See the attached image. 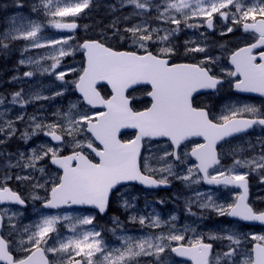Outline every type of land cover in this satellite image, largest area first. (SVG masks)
Segmentation results:
<instances>
[{"label":"snow or ice","instance_id":"snow-or-ice-1","mask_svg":"<svg viewBox=\"0 0 264 264\" xmlns=\"http://www.w3.org/2000/svg\"><path fill=\"white\" fill-rule=\"evenodd\" d=\"M45 6L50 5L52 0H44ZM132 4L136 9H145L148 0H124ZM90 0H68L64 6L59 4L50 9L53 17L59 20L52 22L57 29L75 30L78 24L75 18L89 7ZM167 9H174L184 13V24L188 28H198L200 25L188 24L191 17H205L208 29L213 28V16L218 14L223 20L231 19L232 24L242 26L244 32L252 34L253 42L247 43L232 51L228 57L232 68H220V75L213 71L212 65H216L220 57L205 55L197 63H171L172 56L176 49L171 45L169 37L175 36L179 31L181 20L173 16L165 17L163 14L158 19H167L178 27L172 30H164V35H159L161 29H150L140 24L125 29L128 33L127 39L133 45V50L119 51L106 46L100 40H86L78 47L85 52L87 66L81 70L78 79L72 81L75 89L81 94V102L91 108L103 107L104 111H80L73 115V109L77 104H71L67 113L64 114L65 123L43 125L39 122L33 126V131H24L21 139L27 141L38 131L47 128L45 135L58 142L55 147L46 146L39 150L30 149V156L27 162L24 160V153L19 154L16 164H9L7 167H22L24 169H36L44 173V167L37 168L39 161L48 158L51 165L62 169V175H58L51 182L50 192L45 198L36 195L33 199H43V207L48 209H60L65 205H92L99 213H105L109 205V197L113 190L126 181H139L147 186H159L168 184V176H174L183 181L199 183L193 180V176L202 173L200 177L209 185H223L242 189L231 204H220L215 202L211 195L206 196V203H201V208H211L219 216L238 217L243 221H259L264 223V210L254 209L248 201V173L239 174L236 169L239 167L248 168L250 171L264 170V155L253 157L251 160H234L233 166L228 171L223 170L220 165V158L216 151V145L226 137L237 133L245 132L253 126L264 127V111L255 105L244 104L226 105L219 115H211L207 106L194 105V94L201 90H212L218 92L219 87L228 79L229 85L239 92L259 93L264 96V0H174L167 4ZM227 9V11H225ZM250 21V22H249ZM19 31V30H18ZM41 28L32 24L30 29L19 32V36L12 37L30 40L31 47L42 48L45 44L40 42L37 33ZM233 31L228 26L227 33ZM222 32L221 35H225ZM203 36V34H201ZM72 36L62 39L47 41L48 45L67 44ZM125 39V37H121ZM159 46L154 54L150 50L151 45ZM185 54L205 53L207 46L196 44L194 47H187L188 44H195V41H185ZM7 48V45H3ZM142 50V54H141ZM71 52L64 47L57 50V56H53L54 63L51 68L54 70L60 63L58 57L70 55ZM32 60H20V64L33 63ZM48 71V69H45ZM69 71H75L70 69ZM25 76L31 77L33 72H25ZM66 72L57 74V79L64 81ZM106 81L111 85L112 94L110 98L101 96L97 84ZM148 85L150 89L146 95L151 98V104L145 110L137 111L131 106L134 97L128 92L135 91L134 86ZM56 95H63L57 92ZM36 99H46L38 94ZM13 104H24L21 92L12 96ZM4 103L0 97V104ZM248 113L251 118H243ZM239 117V118H238ZM24 116H17V120H23ZM35 121V117H30ZM8 136L16 134L14 122L7 124ZM121 129H135L134 139L122 141L119 138ZM3 129H0L2 132ZM90 134V135H89ZM83 136V139L79 137ZM167 138L170 142L163 149V155L155 157H144L143 171L141 167V149L144 147L145 138ZM191 137H201L204 143H195L190 151H186L184 142ZM98 141L102 148L97 146ZM4 143L0 140V144ZM264 151V141H261ZM71 147V153L62 155L65 147ZM90 150L99 162H93L85 154ZM150 151L149 149H146ZM171 157V160L168 158ZM190 157H194L197 164L186 168V174L181 175L174 169L187 164ZM154 158L162 162L163 166L153 168L148 160ZM75 162V163H74ZM210 169L213 173H210ZM167 173L159 180L146 173ZM12 177L5 174L0 182V204L14 202L25 205L21 195L7 186V181ZM30 176L17 175V180H28ZM264 182V176L261 177ZM45 183H48L46 181ZM34 187H44L38 182ZM200 195L199 193L197 194ZM163 203V201H161ZM123 207L127 210L133 207L128 201H123ZM191 211V209H189ZM195 215V213H192ZM3 219L0 214V220ZM133 221L138 219L139 223L145 225L146 217L133 216ZM149 227H160L168 221H161L159 216L148 217ZM95 217L85 215L72 217L68 215H42V218L34 227L36 231L31 232L28 244L32 247L22 248L28 253L23 258H16L9 249V242L0 236V262L3 264H56L50 261L46 253H52L62 259V264H138L140 256H154L156 264H165L161 254L168 249L178 257H187L194 264H264V235H251L242 233L235 228L222 229L224 235L209 234L208 239L212 241L226 240L224 245L227 251L213 254V244L206 243L204 236L195 233V229L186 227L184 232L175 231V225L169 224L170 231L167 235H149L142 238L120 237L123 241L122 247L110 248L103 240L101 231L96 230L94 225ZM171 220H176L175 216ZM62 221H70V230L73 233L70 237L61 238L57 225ZM114 224L119 226V219L114 218ZM93 225L88 229L80 226ZM33 227V226H29ZM25 228V231L29 230ZM79 228V230H78ZM115 228L112 229L115 232ZM193 232L195 238L187 244L179 243L185 240V233ZM50 233H55L54 243L49 245ZM256 242L250 252H245L243 245L249 239ZM177 242L173 246L171 242ZM24 242L21 241V244ZM34 249V250H33ZM101 259L94 260L97 254ZM80 257V259H76Z\"/></svg>","mask_w":264,"mask_h":264},{"label":"rangeland","instance_id":"rangeland-1","mask_svg":"<svg viewBox=\"0 0 264 264\" xmlns=\"http://www.w3.org/2000/svg\"><path fill=\"white\" fill-rule=\"evenodd\" d=\"M11 4L16 6L13 8V12L9 13L7 18V26L3 29L2 25H0V41L4 39H8L5 42V45L12 47V51L15 54H18V62L13 64V72L12 78L10 79V83H14V90L11 92L10 96H4L3 94L0 97H3L4 103L0 104V129H3L0 132V140H3L4 143L8 144L6 146L5 151L1 150L0 148V171L2 169H7L10 172V176L13 175L14 180L19 181L16 179L17 175L20 176H30L31 178L28 179V194L30 199L37 204V201L41 199H33V196H40L43 198L47 192L50 191L51 182L56 179L58 175H61V172L54 168L50 163L47 162L48 158L46 157L44 160L39 161L37 164V168L44 167V173H40L36 169L27 168L24 169L22 167H7L9 162L11 164H16L17 160L19 159V154L24 153V160L21 161V164L27 162L28 157L30 156V149L36 148L39 150L42 147L46 146H53L55 147L56 144H53L49 140H46L44 134L48 131L47 128H44L42 131H38L36 135L32 136L31 139L25 141L21 139V134L24 131H28L31 133L33 131V126L35 123L39 122L43 125L49 124H63L65 123L64 114L68 112L69 107L71 104H77V108L73 109V115L80 111H89V112H96L90 111L88 108L83 107L79 99L73 95V83L78 79V76L81 74V70L83 69V61L81 57V49L78 47L80 45V39L85 35V31L90 27V25L94 22L96 24L98 22H102L100 27L101 30L104 32L101 37H103L106 41L111 43L115 47H125L133 49V45L131 44L130 40L127 39L128 33L125 32V29L132 27L133 25H146L150 29L158 28L161 29L159 35H164V30H172L176 29L178 26L170 22L167 19H158L157 17L160 14H163L165 17L173 16L177 19L181 20V24L179 25V31L175 36L169 37V41L173 46V43H178L180 49H185L186 44L185 41H195V44H188L187 47H194L196 44H200L201 46L206 45L207 50L209 49L208 44H204V40H206L202 36H198L196 33H189L186 34L188 27L185 26L184 21V13H188L189 10L185 9L183 12H177L174 9H167V4L170 2H174V0H148V7L145 9H136L134 5L128 4L124 2V0H90L89 7L85 9L79 16L75 18H66V20H74L79 23L80 30L78 32H69L63 33L58 31L55 27H53L52 22L55 20H59V17H53L50 13V9H54L58 4L59 6H64L68 0H52L50 5L45 6L44 0H10ZM227 11V9H225ZM213 17H217L219 21H217V25L224 24L227 25L230 22L227 20H223L218 14H214ZM190 19H193L192 22H187L188 24H197L200 25V28L203 27V20L205 17L201 16H194ZM189 19V20H190ZM203 19V20H202ZM99 20V21H98ZM230 20V18H229ZM1 22V21H0ZM32 24H37L40 26L41 31L37 33V36L40 39L42 44H45V47L42 48H33L31 47V41L26 40L23 38H15L19 36V32L23 30H28L32 26ZM229 26V25H227ZM195 30L194 28H191ZM19 30V31H18ZM187 35V36H186ZM68 36H72V39L68 41L67 44L64 45H48L47 41L53 39H62ZM121 37H125V39H121ZM10 39V40H9ZM183 43V45L181 44ZM159 46L162 45H151L150 50L154 49L157 50ZM60 47H64L66 50L70 51V55H66L63 57H58L60 60L59 65L53 70L51 65L54 63L52 59L53 56H57V50ZM176 48V47H174ZM23 50L22 53L17 52V50ZM32 60L33 63H25L20 64V60ZM48 69V71H45ZM70 69H75V71H69ZM33 72L31 77H27L24 75L25 72ZM61 71L67 73L64 78V81L58 80L57 74ZM16 85H19L18 87ZM26 85V87L24 86ZM16 92H21L22 97L24 100L28 101V103L21 106V104H13L12 96ZM57 92H63V95H56ZM39 95L41 97H47L46 99H36L35 96ZM38 100H42L43 103L41 105L37 104ZM40 110L39 113L35 112V110ZM23 115V120H17V116ZM35 117V121L31 120L30 117ZM9 121L14 122V128L16 129V134L13 136H8V128L7 124ZM262 133H258L257 136L254 138H245L241 137L236 141L230 142L227 145V155H233L238 153L239 151L246 150L245 147L250 146L252 143L257 144L259 142L264 141V137L262 138ZM83 139V136L79 137ZM167 146L165 143H160L156 145H151V149L148 152L149 157H155L163 155V149ZM63 149H71V147H65ZM259 157V156H255ZM171 160V158H168ZM148 163L153 168H159L163 166L162 162H157L154 158L149 159ZM176 172L181 173L182 169L176 167L174 169ZM154 174H158L160 177L167 176V173H159L156 172ZM170 177V176H168ZM177 181H182L176 179ZM48 181V183H45ZM43 184L44 187H34L36 183ZM183 182V181H182ZM200 196H206L204 194H200ZM119 201L120 205L123 206V201L128 200L133 207L128 208V213L124 212V216L126 218H122L121 216L110 215L106 221L111 226L107 228L103 235L104 243L110 248H120L122 247L123 241L120 237H132V238H142L146 237L143 233H137L134 228L136 227L133 223H138V221H133L131 217L136 216H144L146 219L148 217H155L159 216L161 221H168L167 225L174 224L176 227V223L179 221L178 213H177V205L179 208L184 210L183 212L186 214L187 217L190 216L191 212L187 206V199L185 195L181 194V192H175L173 201L168 200V202H164V200H158L161 204L167 205L166 203H170L174 205L175 209H171L173 212H169L167 217L161 216L162 213L156 209V205L151 203V201H147L145 199V195L141 194L140 192H135L131 187L124 188L121 190L119 194ZM139 197H141L142 202H139ZM212 199L220 204L229 203L230 196L228 195L227 200L221 201L215 194H213ZM197 201H193L191 203L192 208L196 207ZM207 200H203L202 203H206ZM177 204V205H176ZM142 205V206H141ZM191 208V209H192ZM144 209V210H143ZM56 215H68L72 217H82L85 215H92L90 212H80V211H73V210H63L57 213H51ZM49 213H43L42 209L39 207H32L29 211V215L26 222H21L22 214H18L17 212H13V223L11 231L15 233L17 242L20 248H27L32 247L28 244V238L31 232L36 231L34 225L39 222L42 218V215H51ZM175 216L177 222L174 220L172 222L171 217ZM114 218L119 219V226L114 224ZM194 221V220H193ZM146 222V221H145ZM150 223V222H149ZM145 224L143 225H149ZM70 221H62L60 224L57 225L58 232L61 234V238L70 237L73 233L70 230ZM161 225H164L163 223ZM33 226V227H29ZM142 226V225H141ZM29 227L28 231H25V228ZM84 228L91 229L93 225L87 226H80ZM96 227V226H95ZM186 227L195 229V233L197 229L192 226V224L187 225L184 224L183 228H179L178 230L175 229L177 232H184ZM116 229L115 232L112 229ZM79 230V228H78ZM96 230H99L96 227ZM222 229L214 228L213 231H209V234H218L224 235L225 232L221 231ZM102 233V232H101ZM191 236H195V234L191 231L187 232ZM185 233V234H187ZM245 233V232H242ZM159 235V234H157ZM50 239L48 240L49 245L54 243L56 234L50 233ZM195 238V237H193ZM21 241L24 243L21 244ZM219 248L221 249L220 252L224 249V245L228 242L218 240ZM227 249V248H226ZM58 257V256H57ZM95 259H98L97 262L101 259L100 254L98 253ZM176 264V263H172ZM221 264H224V261H221Z\"/></svg>","mask_w":264,"mask_h":264},{"label":"flooded vegetation","instance_id":"flooded-vegetation-1","mask_svg":"<svg viewBox=\"0 0 264 264\" xmlns=\"http://www.w3.org/2000/svg\"><path fill=\"white\" fill-rule=\"evenodd\" d=\"M13 4H11L10 0H0V25H2L3 29L7 26V18L9 13L13 12ZM203 20V19H202ZM206 18L203 20L205 21ZM217 21L219 19L217 17H213V28L208 29L206 24L203 22V27L184 29L186 34L189 33H196L198 36L203 34L206 40H204V44H208L210 47L205 53H188L185 54V49H180L179 45H177L176 53L171 58V63H197L199 62L205 55H211L213 57H220V60L217 62L216 65H212L213 71L220 75V68H232L228 57L230 56L231 52L236 50L239 47L245 46L247 43L253 42L251 39L252 34L250 32H244L243 28L239 24H232L231 19L228 20L230 23L227 24L233 27V31L231 33H227V25H217ZM250 22V21H249ZM191 24V23H190ZM194 24V23H192ZM197 25V24H196ZM222 32H225V35H221ZM187 36V35H186ZM10 40V39H9ZM8 39H4L0 41V95L3 94L4 96H10L11 92L14 90V83H10V79L12 78L13 72V64L18 62V54L13 53L12 47L7 45V48L3 47L5 42ZM151 51L155 54L157 50L151 49ZM17 52L22 53L23 50H17ZM142 54V50H141ZM16 58V59H15ZM17 87L19 85H16ZM26 87V85H24ZM150 87H137L135 91L131 89L129 93L132 97V103L136 106L145 107V105H149L151 103V99L146 95V91L149 90ZM106 94H108V89H105ZM109 95V94H108ZM43 103L42 100H38L37 104L41 105ZM244 104H251L259 107L261 111H264V96H261L259 93H250V92H239L232 88L229 83L228 79H225V83L222 87H219L218 92H213L212 90H201V92L195 94L194 96V105L205 107L210 111L211 115H219L222 110H224L226 105H236L240 107ZM90 111H104L103 109H89ZM39 109L35 110V112L39 113ZM239 118V117H238ZM243 118H251L248 113L243 114ZM258 133H262V138L264 137V127L262 126H253L251 129L246 130L245 132L237 134L232 139H224L221 141L220 144L216 146L218 156L220 158V165L217 167L223 168V170L228 171L232 168L234 160H251L255 156L264 155V151H262L261 142L257 144L252 143L250 146H245L247 149L239 151L236 154L227 155L225 149H227V145L230 142L236 141L241 137L245 138H254L258 135ZM123 141H127L132 139V135L127 133L121 136ZM204 143L203 138L198 139H189L184 142L182 147H185L186 151H190L191 147L194 146L195 143ZM160 143H165L167 146L169 145L168 140H158V141H151L147 140L145 142V147L143 150V158H142V168L144 163V157H149L148 150L152 148L151 145H156ZM95 144L102 148L99 145V142L96 141ZM6 146L8 147L7 143L0 144L1 150L5 151ZM71 153V149H63L61 154L67 155ZM85 154L89 156V159H92L93 162H97L96 156L94 153H91L90 150H85ZM171 158V157H170ZM198 161L195 160L194 157H190L187 161V164L178 166V168L182 169L183 174H186V168L189 166H193L197 164ZM210 173H213V170H209ZM236 172L239 174L248 173V203L257 210H264V182H262L261 177L264 176V170L258 171H250L248 168L239 167L236 169ZM5 174L10 175V172L7 169H2L0 171V182L3 181V177ZM154 174V173H149ZM181 174V173H179ZM182 175V174H181ZM202 173H197L193 176V180H199V183H193L192 181H177L174 176L168 177V181L171 182L172 188H161V190L155 191H147L140 186H135V192H144L147 196V201L157 202L158 200H171L173 201L174 192H181V194L185 195L187 199V206L188 209H191V203L193 201H197L196 207L191 209V214L189 217L186 216L184 212L178 214L177 222L175 229L178 230L179 228H183L184 224L190 225L192 224L193 227L197 229L196 233L202 234L204 236L206 243L213 244V254L216 252H220L221 249L219 248L218 240L212 241L208 239L209 231H213L214 228L216 229H228V228H235L239 232H245L251 235H264V223H248L240 220L238 218L229 217V216H219L215 211L211 208L205 209L201 208L200 204L203 200H206V196L215 194L221 201H225L229 198V203H224L225 205L233 203L235 199V195H238L242 192V189L235 188L232 186L225 187L223 185L215 186L207 184L203 179L200 177ZM159 178H161L158 174H156ZM11 179L7 181V186L12 188L13 191L18 192L21 197L25 200L26 206L14 204L13 202H5L0 204V214H2L3 219L0 220V236H3L9 242V249L12 251V254L16 258H23L28 253L22 251L18 245L17 238L14 232L11 231L12 223H13V212H17L18 214H22L21 222L27 223V218L29 215V210L34 206V202L31 201L29 194H28V180H14L13 175H11ZM120 191V189H119ZM118 191V192H119ZM115 192L112 195L109 211L103 217H108L110 213H118L119 207L116 208L114 206L115 202L120 203V199L118 197L119 194L116 195ZM204 194L206 196H198L197 194ZM235 194V195H234ZM47 197L45 195L43 198ZM140 198V197H139ZM38 206L43 205V199L41 201H37ZM63 209H71L74 211H86L94 214L95 223H101V217L96 210L93 209H86V208H78V207H66ZM52 211H47L46 213H52ZM160 212L162 213L161 216L167 217L170 210L161 209ZM192 213H195L193 215ZM194 220V221H193ZM164 221V220H163ZM150 221L146 219L145 224H148ZM173 222V221H172ZM136 227L134 230L137 233H143L144 235H157V234H165L167 235L170 231L169 225L164 224L160 227H149L138 225V223L134 224ZM174 229V230H175ZM180 233V231L178 232ZM189 233L185 234V240L179 243L187 244V242L191 239H194ZM227 242L226 240H224ZM173 246H176L177 242H171ZM254 241L249 239L244 243L243 248L245 252H250L251 248L254 246ZM34 250V249H33ZM222 251H227L226 247ZM50 261L55 260L56 264H62V259L60 257L54 256L52 253H46ZM162 260L165 264H172L173 262L176 264H193L189 259L178 257L175 253H171L168 249L165 250V253L161 254ZM76 259H80V257H76ZM97 261L98 259H95ZM138 264H156L154 256H140L137 258ZM3 264V262H0Z\"/></svg>","mask_w":264,"mask_h":264},{"label":"trees","instance_id":"trees-1","mask_svg":"<svg viewBox=\"0 0 264 264\" xmlns=\"http://www.w3.org/2000/svg\"><path fill=\"white\" fill-rule=\"evenodd\" d=\"M99 21V20H98ZM101 21L96 24V22L92 23L90 27L85 31V38H98L103 39L101 35L104 34V32L101 30ZM104 40V39H103Z\"/></svg>","mask_w":264,"mask_h":264},{"label":"water","instance_id":"water-1","mask_svg":"<svg viewBox=\"0 0 264 264\" xmlns=\"http://www.w3.org/2000/svg\"><path fill=\"white\" fill-rule=\"evenodd\" d=\"M78 28V27H77ZM59 30H63V31H68V30H66V29H59ZM76 30V29H75ZM85 56H86V54H85ZM86 66H87V62H86ZM101 83H107L106 81H100L98 84H97V86L98 85H100ZM111 86V85H110ZM79 93V92H78ZM80 94V93H79ZM81 95V94H80ZM125 130H134V129H121V131H120V133H122L123 131H125ZM235 135V134H234ZM233 135V136H234ZM50 137V136H49ZM230 137H232V136H230ZM159 138H162V137H158V138H154V139H159ZM227 138H229V137H226L225 139H227ZM223 141V140H222ZM221 143V141H219L218 143H217V145L218 144H220ZM216 145V146H217ZM160 186V185H159ZM159 186H151V187H159ZM238 218V217H237ZM249 222H255V221H249Z\"/></svg>","mask_w":264,"mask_h":264}]
</instances>
